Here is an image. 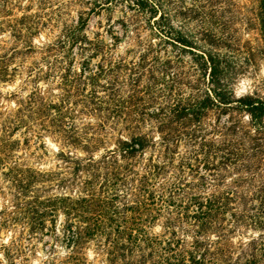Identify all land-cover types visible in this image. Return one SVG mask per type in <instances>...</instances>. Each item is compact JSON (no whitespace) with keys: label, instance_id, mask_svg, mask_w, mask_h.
<instances>
[{"label":"trees","instance_id":"1","mask_svg":"<svg viewBox=\"0 0 264 264\" xmlns=\"http://www.w3.org/2000/svg\"><path fill=\"white\" fill-rule=\"evenodd\" d=\"M129 1L159 24L156 1ZM258 1L264 40V0ZM15 7L11 0H0V233H16L10 238L16 248L6 246V259L29 264L27 250L33 253V248L24 242L34 246L50 238L56 244L46 253L57 254L56 245L62 243L74 264L91 241L101 243L111 264H261L256 241H236L237 208L230 213L232 224L227 216L238 194L221 190L228 184L219 169L191 174L198 172L191 156L177 161L180 152L172 147L180 135L163 123L158 128L163 150L139 127L126 128L127 136H115L107 127L114 118L113 103L87 94V86L98 85L95 75L73 70L77 56L108 48L101 34H87L89 19L78 13L60 35L36 45L40 30L33 16L16 19ZM169 28L167 37L191 46L172 24ZM6 32L9 38H3ZM206 63L211 96L175 109L171 122L197 120L211 104L235 105L244 118L232 119L229 130L241 132L247 144L234 143L221 158L226 170L245 160L242 169L253 178L256 164L264 160V98L236 97L225 62L208 54ZM17 80L16 91H4ZM50 83H57L53 91ZM130 120L141 121L138 116ZM45 139L58 146L52 170L30 164V149L35 143L45 147ZM150 149L154 153L147 156Z\"/></svg>","mask_w":264,"mask_h":264},{"label":"rangeland","instance_id":"2","mask_svg":"<svg viewBox=\"0 0 264 264\" xmlns=\"http://www.w3.org/2000/svg\"><path fill=\"white\" fill-rule=\"evenodd\" d=\"M11 1L16 6L13 11L16 19L33 16L40 30L34 41L36 45L60 35L78 13L89 19L87 34L91 38L101 34L108 48L105 53L89 51L77 56L73 70L88 77L95 75L98 85L94 88L87 86V94L107 98L113 103L114 118L107 127L116 132L115 136L118 132L127 136L126 128L137 130L139 127L155 138L160 150L163 149L159 145L158 128L163 123L167 131L174 129L175 135H180L172 145L180 152L177 161L189 154L193 169L198 171L191 174L196 176L199 172L205 174L208 168L219 169L228 184L221 190L237 192V203L229 204L228 221L233 223L230 213L232 208H237L240 223L236 241H256L261 248V264H264V160L256 164V175L249 178L251 176L242 169L245 160L226 170L221 158L226 148L234 143L247 144L241 132L233 135L229 130L230 121L243 119V113L235 105L215 103L197 120L171 122L175 109L211 96L210 69L206 63L208 54H216L225 62L227 80L236 97L255 94L264 98V40L259 1L154 0L159 4L158 17L162 15L159 24H155V18L150 14L138 11L129 0ZM169 24L187 37L190 47L167 37L171 31ZM3 38H9V33L6 32ZM86 58L87 64L84 63ZM31 61L32 58L28 59V64ZM19 85L17 80L4 86V91H16ZM41 85L46 86L43 82ZM49 87L53 91L57 83H50ZM156 113L159 117L155 116ZM134 116L141 121L132 122L130 118ZM114 141L115 138L111 144ZM45 142V147L37 143L32 146L30 164L41 170H52L58 164V146L51 139H45ZM152 153L154 151L150 149L147 156ZM2 207L1 200L0 210ZM63 221L64 217H60L59 229H62L59 223ZM159 225L155 230L161 233L163 230ZM14 234L7 230L0 233V264H19L16 259L12 263L5 257L6 246L12 250L16 248L10 242ZM34 243L35 248L24 242L26 248H33V253L27 250L29 264H74L67 259L68 249L64 244L56 245L57 254H47V249L56 244L53 240L46 238ZM82 251L79 264H111L98 241L87 243Z\"/></svg>","mask_w":264,"mask_h":264}]
</instances>
